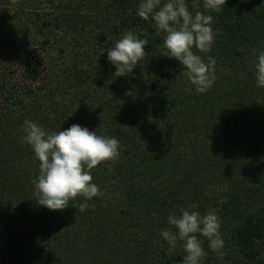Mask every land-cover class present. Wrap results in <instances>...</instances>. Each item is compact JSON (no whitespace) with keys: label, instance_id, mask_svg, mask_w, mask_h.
<instances>
[{"label":"trees","instance_id":"trees-1","mask_svg":"<svg viewBox=\"0 0 264 264\" xmlns=\"http://www.w3.org/2000/svg\"><path fill=\"white\" fill-rule=\"evenodd\" d=\"M140 2L0 0V264H183V242L171 248L161 232H175L168 216L192 204L201 216L215 210L224 241L221 256L197 233L200 264H264V87L254 73L264 0H226L219 12L185 0L212 17L210 52L193 48L216 61L204 93L161 55L165 33L137 15ZM128 31L149 42L146 55L116 77L107 52ZM26 120L119 141L118 158L91 169L103 194L85 211L79 196L63 210L36 202Z\"/></svg>","mask_w":264,"mask_h":264},{"label":"clouds","instance_id":"clouds-1","mask_svg":"<svg viewBox=\"0 0 264 264\" xmlns=\"http://www.w3.org/2000/svg\"><path fill=\"white\" fill-rule=\"evenodd\" d=\"M17 4L18 0H11ZM226 0H203L206 11L219 12ZM200 0H193V7H199ZM131 12V9H129ZM137 15L154 21L158 32L165 33L164 51L161 55L175 58L184 67V75L194 86L196 93H204L215 82V64L213 57L205 63L200 55L193 52L208 53L215 40L211 22L212 17L201 12L195 15L189 11L185 0H141ZM149 42L138 39L131 31L122 35L115 46L108 49L107 58L115 66L114 76L121 77L131 73L137 63L145 57V45ZM255 55V52H254ZM254 73L258 87H264V51L259 52L254 62ZM190 89H186V92ZM25 135L22 142L29 145L39 161V175L33 181L36 202L48 210H63L69 201L83 197L85 202L79 205L85 211L90 205L87 201L103 193L99 186L92 183L91 169L102 162L115 160L119 156V141L114 137L97 135L86 127L73 124L67 130L46 132L44 128L30 120L24 122ZM94 207V206H92ZM197 205L181 209V214L168 216V223L175 232L165 229L162 238L171 248L177 241L183 242L186 255L183 264H200L206 252L201 246L197 233L207 238L212 251L223 255L224 241L219 231L220 218L215 210L201 216L193 211ZM171 248L169 249L171 251Z\"/></svg>","mask_w":264,"mask_h":264},{"label":"rangeland","instance_id":"rangeland-1","mask_svg":"<svg viewBox=\"0 0 264 264\" xmlns=\"http://www.w3.org/2000/svg\"><path fill=\"white\" fill-rule=\"evenodd\" d=\"M54 52H55V48H52V49H49V54H54ZM16 64L18 65V63H17V60L15 59V73H14V75H15V79H17L18 78V76H19V74H18V66H16ZM2 67H3V61L2 60H0V69H2Z\"/></svg>","mask_w":264,"mask_h":264}]
</instances>
